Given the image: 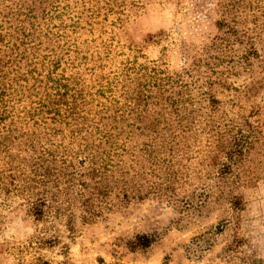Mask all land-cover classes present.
<instances>
[{
    "label": "rangeland",
    "instance_id": "obj_1",
    "mask_svg": "<svg viewBox=\"0 0 264 264\" xmlns=\"http://www.w3.org/2000/svg\"><path fill=\"white\" fill-rule=\"evenodd\" d=\"M114 38L205 83L212 121L177 134L173 164L141 178L126 153L101 171L69 145L75 170L58 161L45 177L37 141L0 145V236L30 232L0 239V264H264V0H139ZM19 149L24 173L8 170ZM41 196L36 221L28 202Z\"/></svg>",
    "mask_w": 264,
    "mask_h": 264
},
{
    "label": "trees",
    "instance_id": "obj_2",
    "mask_svg": "<svg viewBox=\"0 0 264 264\" xmlns=\"http://www.w3.org/2000/svg\"><path fill=\"white\" fill-rule=\"evenodd\" d=\"M138 2L0 0V145L37 141L35 164L45 177L58 161L75 170L69 145L84 159L102 162L101 171L115 158L125 163L126 153L131 169L138 167V178L173 164L177 134L212 121L213 95L188 72L172 71L165 59L150 60L115 43L128 6ZM195 113L208 117L199 124ZM218 123L212 129L220 128ZM62 145V154L54 153ZM21 152L8 170H27L28 158ZM130 171L117 173L125 179ZM28 203L29 215L43 220L46 197ZM142 240L149 245L148 237ZM36 264L50 263L39 259Z\"/></svg>",
    "mask_w": 264,
    "mask_h": 264
},
{
    "label": "clouds",
    "instance_id": "obj_3",
    "mask_svg": "<svg viewBox=\"0 0 264 264\" xmlns=\"http://www.w3.org/2000/svg\"><path fill=\"white\" fill-rule=\"evenodd\" d=\"M30 235L28 228L23 223H14L11 227L3 231L0 239L16 240L17 238H27Z\"/></svg>",
    "mask_w": 264,
    "mask_h": 264
}]
</instances>
